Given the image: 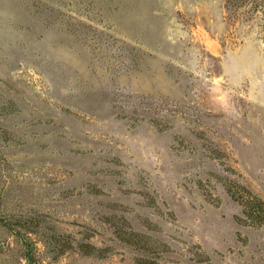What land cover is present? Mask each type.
Masks as SVG:
<instances>
[{
    "label": "rangeland",
    "instance_id": "1",
    "mask_svg": "<svg viewBox=\"0 0 264 264\" xmlns=\"http://www.w3.org/2000/svg\"><path fill=\"white\" fill-rule=\"evenodd\" d=\"M228 1L0 0V264H264L263 16Z\"/></svg>",
    "mask_w": 264,
    "mask_h": 264
},
{
    "label": "trees",
    "instance_id": "2",
    "mask_svg": "<svg viewBox=\"0 0 264 264\" xmlns=\"http://www.w3.org/2000/svg\"><path fill=\"white\" fill-rule=\"evenodd\" d=\"M232 1L233 0H229L228 2L232 3ZM257 5H258V10L262 12V16H263L262 21H263V24H264V0H258ZM248 212H250V211H248ZM248 214H250V213H248Z\"/></svg>",
    "mask_w": 264,
    "mask_h": 264
}]
</instances>
